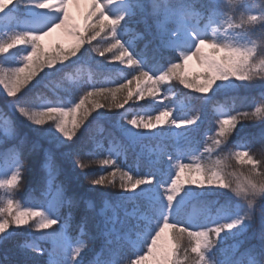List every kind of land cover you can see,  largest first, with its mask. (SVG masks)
<instances>
[{"label":"snow or ice","instance_id":"obj_1","mask_svg":"<svg viewBox=\"0 0 264 264\" xmlns=\"http://www.w3.org/2000/svg\"><path fill=\"white\" fill-rule=\"evenodd\" d=\"M83 64L117 79L78 78ZM254 142L264 0H0V242L25 230L22 264H264ZM129 153L147 170L121 167ZM33 158L41 198L22 201Z\"/></svg>","mask_w":264,"mask_h":264},{"label":"trees","instance_id":"obj_2","mask_svg":"<svg viewBox=\"0 0 264 264\" xmlns=\"http://www.w3.org/2000/svg\"><path fill=\"white\" fill-rule=\"evenodd\" d=\"M97 59L102 60L103 58H97ZM79 67L81 70H80L78 78H81V79H88L89 77H91L93 82H96L98 84H104L108 80H116L117 79V74L115 72H108V71L99 72V71H97V69L94 65L83 64ZM71 74L73 76H76L75 72H73ZM107 86H113L114 87L115 85L109 84ZM184 91L189 92L190 90L185 89ZM191 94L193 96L196 95L195 93H191ZM246 94L247 93L242 91L238 95L240 97H243ZM45 95H47L51 98L52 92L50 90H46ZM233 95H237V94L234 93ZM177 96L180 98L181 101L183 100V97L180 96L179 93H177ZM122 98L123 97L121 96L120 99H122ZM173 99H176V97H174ZM216 100H219L221 103H223L222 97L214 98V103ZM131 103L132 102H130V104ZM144 103H145L144 101L140 102V104H144ZM165 103H167V101ZM125 107H128V105H126ZM194 107L196 109H199L201 107V105L199 102H196L194 104ZM212 107H213V104H209L206 106L207 112H206L205 118L203 120V123L200 124L201 135L198 137V139H203L204 134H208V135L211 134V132L209 130L212 128V121L210 119ZM237 108H238V110H241V111L248 110L247 105L242 104V102L239 100L237 101ZM113 111L115 112L117 110L113 109ZM119 111H123V109H121ZM173 114L176 115L177 113L174 112ZM185 114L194 115L195 111L188 112V113H183V112L180 113V115H185ZM245 124H246V127L244 129V132L241 133V135L251 134V135H254L258 138L259 133H260V126L258 124L253 125L251 122H245ZM181 130L182 129H177L176 131H181ZM235 138L236 137L234 136L233 139H235ZM145 143L147 145L155 148L156 145L158 143H160V141L157 139H151V140H146ZM229 146L231 147V145H229ZM252 151L255 153V156L257 159H264V147H262L260 145V143L254 142V145L252 147ZM41 163H42V161L38 158H33L31 160V163L29 165L30 171L28 173H26V178H25L23 187L20 189L19 193L17 194V199H20L23 201V200H26L29 197V195L34 196L36 199L41 198V187H42V185L40 184V176L42 175ZM60 163H61L62 167L70 168V166H66L65 162L60 161ZM117 163L121 167H123L125 170H127L129 166H131L135 170L138 165H139V169L141 172L147 170L144 163L138 162L133 153H129L127 158H125L124 156H120L117 160ZM230 163L235 165L234 161H232ZM100 167H101L100 165L95 166V168H96L95 174L96 175L101 174ZM60 179L64 180L65 176L61 175ZM70 179L74 183H76L78 180L77 175L75 173L71 174ZM84 187H87L86 182L84 183ZM115 190L116 189H112V191H115ZM53 227H57V226H53ZM26 238H27V233L23 230H18V233L16 235H14L12 238H10L4 242H0V264H22L23 261L30 259L33 255H37V254L26 253L21 248V245L24 244ZM44 246L47 247L48 245L45 244ZM41 258L46 259V253Z\"/></svg>","mask_w":264,"mask_h":264},{"label":"rangeland","instance_id":"obj_3","mask_svg":"<svg viewBox=\"0 0 264 264\" xmlns=\"http://www.w3.org/2000/svg\"><path fill=\"white\" fill-rule=\"evenodd\" d=\"M72 11H73V14H74V15L79 16L80 9H78V8H76V7H73ZM57 39H64V40H65V43H66V44L68 43V41L66 40V38H62V37H60L59 35H58L55 39H53V40H51L50 38H47V39L45 40V43H46V44H48V43H52V44H54V43L56 42ZM198 70H199V69L197 68V66H196L195 64H193L192 71L195 72V71H198ZM153 131L159 132L160 130H159V129H156V130H153ZM145 144H146V143H145ZM146 145H147V144H146ZM147 146H148V147H151V146H149V145H147ZM151 148H154V147H151ZM21 230H23V229H21ZM23 231H25V230H23ZM25 232H26V231H25Z\"/></svg>","mask_w":264,"mask_h":264},{"label":"bare ground","instance_id":"obj_4","mask_svg":"<svg viewBox=\"0 0 264 264\" xmlns=\"http://www.w3.org/2000/svg\"><path fill=\"white\" fill-rule=\"evenodd\" d=\"M59 34H54L53 37H51L50 39L53 40L55 39Z\"/></svg>","mask_w":264,"mask_h":264}]
</instances>
